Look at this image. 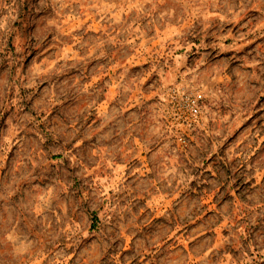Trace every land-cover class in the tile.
<instances>
[{
	"label": "rangeland",
	"instance_id": "rangeland-1",
	"mask_svg": "<svg viewBox=\"0 0 264 264\" xmlns=\"http://www.w3.org/2000/svg\"><path fill=\"white\" fill-rule=\"evenodd\" d=\"M0 264H264V0H0Z\"/></svg>",
	"mask_w": 264,
	"mask_h": 264
},
{
	"label": "built area",
	"instance_id": "built-area-1",
	"mask_svg": "<svg viewBox=\"0 0 264 264\" xmlns=\"http://www.w3.org/2000/svg\"><path fill=\"white\" fill-rule=\"evenodd\" d=\"M173 109L177 123H189L197 118L199 107L195 99L190 96H176L173 98ZM178 140L185 145L183 137Z\"/></svg>",
	"mask_w": 264,
	"mask_h": 264
}]
</instances>
